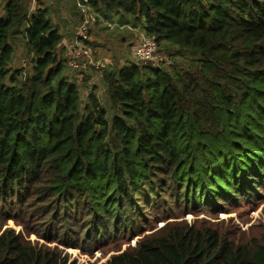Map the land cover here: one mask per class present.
<instances>
[{"label":"trees","instance_id":"1","mask_svg":"<svg viewBox=\"0 0 264 264\" xmlns=\"http://www.w3.org/2000/svg\"><path fill=\"white\" fill-rule=\"evenodd\" d=\"M25 1L5 0L0 18V264H78L4 229L31 219L68 249L154 224L104 264H264V234L236 243L178 220L264 191V0H89L193 58L191 68L105 69L111 122L95 92L81 109L62 34L47 8L30 13ZM19 43L27 70L12 69Z\"/></svg>","mask_w":264,"mask_h":264},{"label":"rangeland","instance_id":"2","mask_svg":"<svg viewBox=\"0 0 264 264\" xmlns=\"http://www.w3.org/2000/svg\"><path fill=\"white\" fill-rule=\"evenodd\" d=\"M51 2L52 4L48 9L50 19L64 38L63 49H60L58 54L67 59V75L76 82L80 89L82 110L89 102V95L95 92L102 106L107 110L108 120L111 122L114 110L109 103L103 77V71L108 67L122 68L127 63L140 64L148 62L162 64L167 69L174 66L192 67V57L179 55L176 51L164 46L157 47V53L149 57H140L136 52V47L146 37L140 28H134L132 25L133 20H126L127 18L118 20L117 18L113 21L105 18L97 10L92 9L93 11L91 10L87 23V30H84L79 11L71 9L69 5L66 6L65 3H61L59 0ZM4 3L5 0L0 2V17L4 14ZM82 34H87L85 38L87 55L80 60L79 68L73 69L71 64L74 58V44ZM29 61L23 44L16 45V56L12 69L27 70ZM178 220L186 221L188 224L194 223L218 228L222 233H227L236 243H248L254 239H260L264 234V191L256 200L229 208V210L217 216L211 213L198 212L181 216ZM165 223L164 221L158 224V228L164 226ZM27 224L18 226L13 221H7L4 223V229L12 228L16 232L20 231L25 241L32 246L63 251L64 255H67L78 264H104L113 255L134 249L140 239L156 231L151 228V225L154 224H150L135 234L133 232V234L127 236L121 235L97 247L89 249L79 245L77 249H68L56 242H49L48 238H40L37 234L40 228L32 219Z\"/></svg>","mask_w":264,"mask_h":264},{"label":"built area","instance_id":"3","mask_svg":"<svg viewBox=\"0 0 264 264\" xmlns=\"http://www.w3.org/2000/svg\"><path fill=\"white\" fill-rule=\"evenodd\" d=\"M76 7L80 12L83 29L87 30V23L91 14L89 0H77ZM86 36L87 34L86 35L82 34L81 37L77 38V40L75 41L74 52H73L74 58L71 64V67L73 69H78L81 63L80 60H82L87 55V44L85 42ZM157 47L158 46L153 39L146 38L136 47V52L142 58L149 57L150 55L157 53Z\"/></svg>","mask_w":264,"mask_h":264},{"label":"crops","instance_id":"4","mask_svg":"<svg viewBox=\"0 0 264 264\" xmlns=\"http://www.w3.org/2000/svg\"><path fill=\"white\" fill-rule=\"evenodd\" d=\"M53 0H26L25 1V4L26 6L28 7L29 9V12L31 11L32 13L33 12H36L37 10H40V9H43V8H47L49 9ZM61 1V3H65L66 6L69 5L71 9H74L75 11H78L76 8H75V3L74 1H71V0H59ZM5 14V13H4ZM4 14L2 16H4ZM1 18V17H0ZM104 22V20H103ZM105 23V22H104ZM79 27V25H78ZM77 27V28H78ZM78 30V29H77ZM91 38V36H90ZM63 45H64V39H63V43H62V46L60 49H63ZM59 49V50H60ZM109 62V61H108ZM112 64V63H111Z\"/></svg>","mask_w":264,"mask_h":264}]
</instances>
